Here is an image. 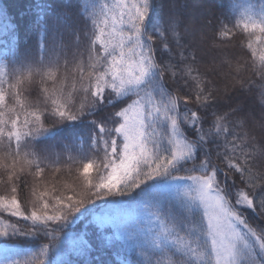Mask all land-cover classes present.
<instances>
[{
  "label": "snow or ice",
  "instance_id": "obj_1",
  "mask_svg": "<svg viewBox=\"0 0 264 264\" xmlns=\"http://www.w3.org/2000/svg\"><path fill=\"white\" fill-rule=\"evenodd\" d=\"M159 7L86 3L88 19L52 25L51 41L41 24L43 55L23 58L25 70L0 66V213L23 222L0 220V237L48 238L40 264H73L69 255L81 264H264V113L257 131L234 103L259 91L264 106V55L241 72L234 57H209L241 25H210L196 6ZM260 15L253 33H264V6ZM36 78L31 103L21 96ZM64 131L72 139L57 151ZM133 201L147 224L125 220ZM81 220L97 226L99 242L83 233L69 248L68 229ZM12 251L0 241V264H32Z\"/></svg>",
  "mask_w": 264,
  "mask_h": 264
},
{
  "label": "trees",
  "instance_id": "obj_2",
  "mask_svg": "<svg viewBox=\"0 0 264 264\" xmlns=\"http://www.w3.org/2000/svg\"><path fill=\"white\" fill-rule=\"evenodd\" d=\"M107 2L112 3V0H0V17L4 29L9 32L4 36V39L11 43L12 37L15 39L12 46L10 47L11 56L6 57L7 69L11 73L13 70H25L22 69L20 61L25 57H31L38 59L40 55V26L42 23L46 22L49 25V31L46 33V38L51 41L53 32L51 26L54 24H65L73 18H78V14L83 16L84 8L83 6L87 3L100 4ZM170 2H175L178 5H188L189 7L196 4H200L201 13L206 23L210 25H217L218 23L225 24L228 28H233L234 24H239L241 27L233 28L232 34L229 38L224 40V43L220 44L215 52H210L209 57L216 56L217 61L220 60L221 56L226 55L229 58L234 57L232 60L233 67L236 61H240L241 72L247 70L249 66L255 65V58L247 47L248 42L246 38L245 29H243L242 19L240 14L236 10V0H210L208 4L206 0H158L160 7L158 8V13H162L167 9V5ZM91 12V8L88 9ZM208 13V15H206ZM85 20L88 19L87 16H83ZM197 18H201L199 15ZM89 27L91 24L89 22ZM65 39L69 41H74V37L70 36L68 33L64 34ZM75 50V49H73ZM10 62V63H9ZM224 71H229L226 66ZM63 68L60 69V76L63 78ZM251 75V73H248ZM39 81V80H38ZM40 82V81H39ZM34 83L24 85V91L22 92V99H26L28 102L36 103L37 90L34 89ZM220 87L223 89L224 84L221 83ZM234 103H239L243 105L251 117L256 120L257 131H259V120L264 113V106L260 103L259 91H256L253 95L252 93H246L244 95H238ZM72 139L70 131H64L57 137L55 143L56 150L59 151L63 146V143H67ZM93 179L97 177V171L92 172ZM198 174V173H197ZM183 175V173H181ZM51 187V185H49ZM59 187V185H57ZM59 194V193H58ZM0 195H4L3 185H0ZM27 195H31L28 190H25L21 194L22 206L30 207V202ZM113 199L112 197L108 198ZM116 199H122L131 201L132 197H123ZM31 201V200H30ZM105 201H97V204H103ZM136 209V202L133 201L132 204L125 208V210ZM0 218H4L10 222V224L17 222L16 217H9L5 213H0ZM15 220V221H13ZM15 222V224H16ZM22 223H17L16 227H22ZM105 234L111 235L112 229L110 227L105 228ZM69 239L65 241V244L70 248L73 241L83 233L88 234V239L91 241L93 246L97 245L98 235L97 226L94 223H90V220L77 221L76 224L72 225L69 229ZM63 235V234H61ZM0 241H6L8 244H14L22 246V254L25 256V261H31L32 264H40V260L43 259L40 249L49 243L48 238L39 236L37 238H30L25 241L23 237L12 238L11 240L0 239ZM117 249L122 255L126 254V249L121 243L117 244ZM29 251V252H28ZM109 249V252H112ZM31 253V256L28 254ZM95 255V253L93 254ZM68 260L72 261L73 264H81V258L75 255H69ZM105 259H114L111 255H106ZM166 259V258H165Z\"/></svg>",
  "mask_w": 264,
  "mask_h": 264
},
{
  "label": "rangeland",
  "instance_id": "obj_3",
  "mask_svg": "<svg viewBox=\"0 0 264 264\" xmlns=\"http://www.w3.org/2000/svg\"><path fill=\"white\" fill-rule=\"evenodd\" d=\"M112 2H113V0H112ZM206 2L209 4L210 0H206ZM235 4H236V10L241 16L242 23H249V29L245 30L246 38H247L248 44L249 43L252 44V48H250V50H251V52L255 58L257 66H259L260 57L262 55H264V33L259 32L258 28L253 33L252 24L250 23V21H255L257 24L260 23V20H261L260 11H261V6H264V0H236ZM199 5L200 4H196L194 6L198 7L199 12L201 13L202 11H201V8ZM206 15H208V13ZM4 28L5 27L2 25L1 17H0V66L7 65L6 57L12 55V54H10L11 53L10 47L12 46L13 42L15 41V39L13 37L11 39V43L7 42L4 39V36L6 34H9V32L7 30H5ZM73 51H75V50H73ZM42 55H43V53L40 50V55H39L38 59ZM63 75H64V72H63ZM38 80H39V78H36L35 79L36 83L33 85L34 89L37 91L40 87V82H39L40 80L39 81ZM94 170H96V169L94 168L90 171V175L92 177H93L92 172ZM3 188H4V194H6V188L4 186H3ZM27 198H28L29 202L32 199L31 195H27ZM122 214L124 215V218L128 222L130 227H136L138 222H142L143 224H147V221L143 220L142 215L139 212L135 211V209H133V210H125L124 209ZM0 220H4L6 223L10 224V222L4 218H2V219L0 218ZM13 221H15V220H13ZM16 224H17V222H16ZM0 239H5V238L0 237ZM8 245L10 248L13 249L11 255H13L16 259L21 260L22 262L25 261V257H23L25 255L22 254V252H21V249L23 248L22 246H19V245L14 246V244H12V245L8 244ZM31 253L32 252H30L28 255L31 256Z\"/></svg>",
  "mask_w": 264,
  "mask_h": 264
}]
</instances>
